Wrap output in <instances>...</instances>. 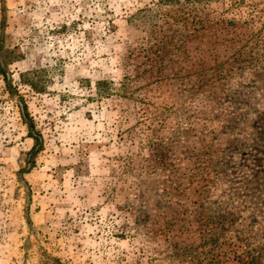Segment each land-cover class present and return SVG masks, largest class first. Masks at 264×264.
Returning a JSON list of instances; mask_svg holds the SVG:
<instances>
[{
    "label": "rangeland",
    "instance_id": "374dc122",
    "mask_svg": "<svg viewBox=\"0 0 264 264\" xmlns=\"http://www.w3.org/2000/svg\"><path fill=\"white\" fill-rule=\"evenodd\" d=\"M173 1L0 0V264H264V0Z\"/></svg>",
    "mask_w": 264,
    "mask_h": 264
},
{
    "label": "trees",
    "instance_id": "16d2710c",
    "mask_svg": "<svg viewBox=\"0 0 264 264\" xmlns=\"http://www.w3.org/2000/svg\"><path fill=\"white\" fill-rule=\"evenodd\" d=\"M160 1L162 3L174 2L173 0H160ZM2 10H3L4 18L1 23L2 36L0 40V73L4 76V80L6 82V89L8 93L11 96H14V94H19V91L17 87L13 85V81L8 76V72H9V66L13 64L15 61L19 60L20 57L18 56V54L14 49H9L5 45L4 39H5V25H6V13H5L6 5L4 3L2 6ZM29 84L33 86L32 82H30ZM95 88L99 95H110L112 91L110 82L104 79L98 80L96 82ZM20 98H21V103H20L21 119L27 128L28 137L34 140V145L32 146V148L24 154L25 165H23L18 171V176L20 178V181L26 184L27 182L24 176L25 174L31 172L32 169L36 166V159L39 153L44 148V141H43L42 131L37 128L36 121L29 110L27 102L22 96H20ZM240 264H260V263L258 262V258L252 253H250L249 255L247 254L246 256H242V258H240Z\"/></svg>",
    "mask_w": 264,
    "mask_h": 264
}]
</instances>
